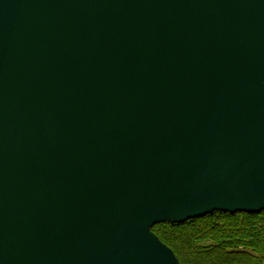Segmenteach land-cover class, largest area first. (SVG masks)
Wrapping results in <instances>:
<instances>
[{"label":"water","instance_id":"obj_1","mask_svg":"<svg viewBox=\"0 0 264 264\" xmlns=\"http://www.w3.org/2000/svg\"><path fill=\"white\" fill-rule=\"evenodd\" d=\"M264 212V0H0V264H180L153 232Z\"/></svg>","mask_w":264,"mask_h":264},{"label":"trees","instance_id":"obj_2","mask_svg":"<svg viewBox=\"0 0 264 264\" xmlns=\"http://www.w3.org/2000/svg\"><path fill=\"white\" fill-rule=\"evenodd\" d=\"M152 231L181 264H264V212H216Z\"/></svg>","mask_w":264,"mask_h":264},{"label":"bare ground","instance_id":"obj_3","mask_svg":"<svg viewBox=\"0 0 264 264\" xmlns=\"http://www.w3.org/2000/svg\"><path fill=\"white\" fill-rule=\"evenodd\" d=\"M216 212H218V211H215L214 213H216ZM225 213V212H224ZM240 213H242V212H240ZM243 213H246V212H243ZM263 213V212H262ZM213 214V213H212ZM237 214V213H236ZM247 214V213H246ZM209 215H211V214H209ZM206 216H208V214L207 215H205V216H202V217H196V218H194V219H199V218H204V217H206ZM191 220H193V219H191ZM191 220H188V221H191ZM187 221V222H188ZM160 224H171V225H181L180 223H170V222H162V223H160ZM153 232V231H152ZM154 233V232H153ZM155 234V233H154ZM156 235V234H155ZM157 236V235H156ZM158 237V236H157ZM159 238V237H158ZM167 246V245H166ZM173 254L175 255V257L177 258V256H176V254L173 252ZM178 259V258H177ZM178 261H179V259H178ZM179 263H180V261H179ZM181 264V263H180Z\"/></svg>","mask_w":264,"mask_h":264}]
</instances>
